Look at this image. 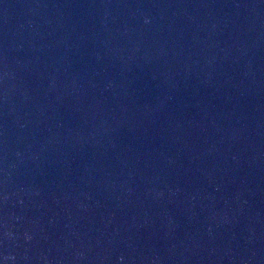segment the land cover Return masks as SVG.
Returning a JSON list of instances; mask_svg holds the SVG:
<instances>
[{
  "label": "water",
  "instance_id": "95a60500",
  "mask_svg": "<svg viewBox=\"0 0 264 264\" xmlns=\"http://www.w3.org/2000/svg\"><path fill=\"white\" fill-rule=\"evenodd\" d=\"M0 264H264V0H0Z\"/></svg>",
  "mask_w": 264,
  "mask_h": 264
}]
</instances>
